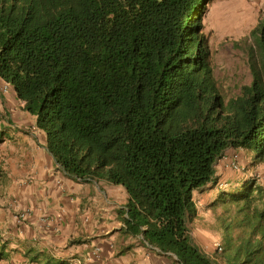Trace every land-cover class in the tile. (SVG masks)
<instances>
[{"label":"trees","instance_id":"trees-1","mask_svg":"<svg viewBox=\"0 0 264 264\" xmlns=\"http://www.w3.org/2000/svg\"><path fill=\"white\" fill-rule=\"evenodd\" d=\"M218 1L0 0V84L66 177L126 196L125 235L177 264H264V14L225 42L239 81L217 71ZM241 154L255 173L225 193L219 166ZM217 187L213 224L195 194Z\"/></svg>","mask_w":264,"mask_h":264},{"label":"crops","instance_id":"crops-1","mask_svg":"<svg viewBox=\"0 0 264 264\" xmlns=\"http://www.w3.org/2000/svg\"><path fill=\"white\" fill-rule=\"evenodd\" d=\"M4 85L0 84V264H177L175 257L123 233L119 212L126 196L120 189L66 177L35 137L26 136L32 120L19 110L11 90L4 92ZM227 171L221 164L217 177L229 180ZM215 190L195 194V201L205 204L199 207L205 218L206 205L218 199ZM193 235L208 247L205 231Z\"/></svg>","mask_w":264,"mask_h":264},{"label":"rangeland","instance_id":"rangeland-1","mask_svg":"<svg viewBox=\"0 0 264 264\" xmlns=\"http://www.w3.org/2000/svg\"><path fill=\"white\" fill-rule=\"evenodd\" d=\"M261 14H264V0H219L217 2V6L214 8L210 19V30L212 31L210 43H212L214 47L217 44L216 48H214V57L218 66V74L222 75L228 70V75L235 74L234 76L237 77L239 81L244 80L247 69L242 62L241 55L236 51H227L225 42L230 39H238V36L244 31H247L251 24H253L256 18ZM231 159L226 165L231 167L227 171L229 180L218 178V180L221 181L220 185L224 186L222 190H224L225 193L231 192L232 189H236L238 186H242L250 180L251 175L255 173V171L249 168L250 161L247 157L243 156V154L240 155V160L239 156ZM233 163L241 165V168L238 170L235 169ZM256 172L258 173L256 175L258 176V180H262L264 185V166ZM218 191L219 188L217 187L214 196H216ZM206 214V219L216 224L213 213L209 211L206 212ZM200 228L201 227H198L196 230L200 232ZM209 235L210 236L207 237L209 242L206 250L214 252V245L221 237L218 231Z\"/></svg>","mask_w":264,"mask_h":264},{"label":"built area","instance_id":"built-area-1","mask_svg":"<svg viewBox=\"0 0 264 264\" xmlns=\"http://www.w3.org/2000/svg\"><path fill=\"white\" fill-rule=\"evenodd\" d=\"M7 91H8V88L5 89V93H6ZM233 164H234V163H233ZM233 166H234V168L237 169V170L240 168V165H239V164H234ZM221 187H224V186H223V185H220V188H221ZM214 248H215V251H217V252H219V253H221V252L223 251V248H222L221 244L218 243V242L215 243Z\"/></svg>","mask_w":264,"mask_h":264},{"label":"clouds","instance_id":"clouds-1","mask_svg":"<svg viewBox=\"0 0 264 264\" xmlns=\"http://www.w3.org/2000/svg\"><path fill=\"white\" fill-rule=\"evenodd\" d=\"M6 88H8V91H7L6 93H9V91H10L11 89H10L7 85H6V86L4 85V92H5V89H6ZM217 195H218V193H217Z\"/></svg>","mask_w":264,"mask_h":264}]
</instances>
